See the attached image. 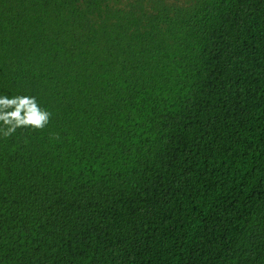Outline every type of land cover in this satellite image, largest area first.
<instances>
[{
	"label": "trees",
	"instance_id": "trees-1",
	"mask_svg": "<svg viewBox=\"0 0 264 264\" xmlns=\"http://www.w3.org/2000/svg\"><path fill=\"white\" fill-rule=\"evenodd\" d=\"M21 96L0 264H264V0H0Z\"/></svg>",
	"mask_w": 264,
	"mask_h": 264
},
{
	"label": "clouds",
	"instance_id": "clouds-1",
	"mask_svg": "<svg viewBox=\"0 0 264 264\" xmlns=\"http://www.w3.org/2000/svg\"><path fill=\"white\" fill-rule=\"evenodd\" d=\"M12 109L5 111V109ZM0 121L11 127L5 135H10L16 127L32 126L43 129L50 118V113L41 110L34 97L21 96L8 99L0 98Z\"/></svg>",
	"mask_w": 264,
	"mask_h": 264
}]
</instances>
